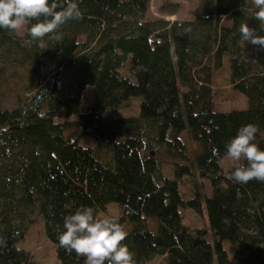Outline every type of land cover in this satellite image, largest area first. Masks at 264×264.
<instances>
[{
	"label": "trees",
	"instance_id": "16d2710c",
	"mask_svg": "<svg viewBox=\"0 0 264 264\" xmlns=\"http://www.w3.org/2000/svg\"><path fill=\"white\" fill-rule=\"evenodd\" d=\"M150 1L77 0L82 16L44 48L27 43L26 29L0 28V264H34L17 243L37 218L60 264H76L83 257L58 242L64 216L81 206L98 215L109 203L136 264H264V182L229 179L236 162L225 148L252 123L264 150V48L238 32L247 23L264 36L256 9L202 0L190 19L169 21L149 15ZM224 67L244 110L215 109L213 73ZM6 74L14 86L22 77L10 108ZM134 97L137 115L111 116ZM198 178L210 188L208 229L189 228L180 212L202 213Z\"/></svg>",
	"mask_w": 264,
	"mask_h": 264
},
{
	"label": "clouds",
	"instance_id": "9594fccd",
	"mask_svg": "<svg viewBox=\"0 0 264 264\" xmlns=\"http://www.w3.org/2000/svg\"><path fill=\"white\" fill-rule=\"evenodd\" d=\"M251 3L256 9L254 18L264 30V0ZM81 16L77 0H0V28L26 29L27 43L39 41L41 48L46 36L60 40L61 26ZM238 32L241 43L264 48V36L247 23L241 24ZM259 131L257 125L248 123L225 144L226 156L236 162L229 176L236 183L264 182V150L255 143ZM63 229L58 234L60 247L83 257V264H136L133 253L122 243L128 235L126 228L116 218L99 216L93 207L81 206L64 216Z\"/></svg>",
	"mask_w": 264,
	"mask_h": 264
},
{
	"label": "rangeland",
	"instance_id": "374dc122",
	"mask_svg": "<svg viewBox=\"0 0 264 264\" xmlns=\"http://www.w3.org/2000/svg\"><path fill=\"white\" fill-rule=\"evenodd\" d=\"M202 2V0H151L149 5V15L155 18H164L169 21L186 20L192 17L193 10ZM19 34H23L24 30L17 31ZM15 77V74H14ZM5 85L7 86L6 95L2 101V105L5 108L13 107L16 104L15 93L17 92L19 80L16 86L11 82L9 74L5 76ZM230 70L228 67L221 68L213 73L212 87L215 91L214 102L215 109L221 112H228L231 110H244L248 107L247 98L244 94L235 91L230 85ZM87 89V99L91 100L92 95ZM91 98V99H89ZM87 101L85 100L84 103ZM139 97L131 98L125 105L115 108L110 111L111 116H133L139 112ZM83 103V106H84ZM186 130L184 133H180L182 138L185 137L190 142L189 135ZM89 137L81 139V144L84 146H92L94 141ZM188 154L192 157L195 152V146L193 144L188 145ZM192 151V152H191ZM192 153V154H190ZM190 157V158H191ZM233 160L230 162L232 163ZM228 160L222 159L221 165L226 166ZM203 183V187H199V183ZM195 189L199 188L201 193V201L203 204L202 213H195L189 208H181L182 222L189 228L208 229L206 220V213L204 209V194L210 193V188L207 180L197 179L195 181ZM120 213V208L115 203H109L104 213H99V216L116 217ZM149 228L154 229L155 223L153 219H149ZM210 239V236H209ZM17 246L23 250L30 251L32 253V260L34 264H60L58 261L55 246L50 240H48L44 234L42 221L36 219L35 222L28 228L25 236L21 241L17 243ZM76 264H83V260L80 259ZM147 264H165L163 258L155 256Z\"/></svg>",
	"mask_w": 264,
	"mask_h": 264
}]
</instances>
